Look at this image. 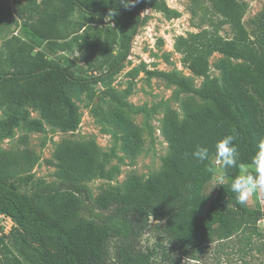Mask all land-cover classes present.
<instances>
[{
  "label": "trees",
  "instance_id": "1",
  "mask_svg": "<svg viewBox=\"0 0 264 264\" xmlns=\"http://www.w3.org/2000/svg\"><path fill=\"white\" fill-rule=\"evenodd\" d=\"M36 0L31 3H36ZM59 6L29 19L24 35L11 34L0 51V109L6 132L22 119L29 129L42 130L43 122L63 131L79 122L70 89L85 91L101 123L119 141L124 157L134 160L144 147V128L134 121L130 105L113 89L96 91L94 85L119 72L130 53L131 42L143 22L140 10L150 7L174 18L180 12L165 0H137L125 8L120 0H41ZM206 12L208 5L218 18L208 27L178 35L174 49L181 60L202 78L198 87L175 71H151L175 86L181 113L168 105L162 113L160 132L167 143L161 167L146 177L134 172L120 185H109L93 200L99 209L91 216L87 183L95 178L113 180L119 164L108 165L115 149L104 151L94 139H61L53 151L58 182L36 180L27 184L39 155L26 146L0 148V215L13 225L7 240L0 236V264H110L114 241L116 264H152L153 250L138 246V237L150 217L164 220L170 244L182 254L204 245L212 237L227 238L262 220L261 209L241 205L229 183L243 166L251 170V157L264 136V8L249 29L244 21V0H191ZM34 10V9H33ZM114 12L110 20L105 16ZM10 7L0 0V35L14 22ZM230 28L231 37L221 34ZM42 42L63 52L48 58ZM80 52L82 65L71 67L67 55ZM220 54L213 61L211 57ZM64 59V60H63ZM219 75H212L211 68ZM99 102H106L102 107ZM40 118L31 119L28 108ZM152 131H150V134ZM233 135L239 152L237 166L215 164V143ZM197 146L209 149L203 162L192 156ZM122 159V158H121ZM219 170L225 176L208 200L204 186ZM264 202V193H262Z\"/></svg>",
  "mask_w": 264,
  "mask_h": 264
},
{
  "label": "rangeland",
  "instance_id": "2",
  "mask_svg": "<svg viewBox=\"0 0 264 264\" xmlns=\"http://www.w3.org/2000/svg\"><path fill=\"white\" fill-rule=\"evenodd\" d=\"M10 7L14 16V22L7 33L0 35V51L4 48V40L11 34L24 35L29 19L37 20L40 16L57 8V2L43 3L36 0H3ZM167 5L180 12L178 17L167 18L162 12L150 7L142 8L139 12L144 17L131 42L130 53L119 72L104 81L94 85L98 92L105 88L115 90L125 102L130 105L131 116L136 123L144 128V147L141 153L134 159L124 157L119 149V141L112 134L109 127L103 125L93 110V102L85 91L78 88L70 89L71 100L76 104L79 122L72 131H63L53 128L43 122L42 130L29 129L22 119L13 126L12 131L6 135L5 129L0 123V148L5 150L22 149L24 146L31 148L39 155V161L30 174V181L17 183L21 191H28L32 182L44 180L46 182H58L54 175L55 165L53 151L56 144L65 138L78 141L94 139L98 145L109 152L115 149L116 155L108 161V165L119 164L120 172L113 180L95 178L87 185L91 191V199L88 204L91 210L84 212L85 216H91L99 211L93 205L94 198L109 185H120L128 174L134 172L142 177L157 171L161 167L162 157L167 152V143L160 132V120L163 110L172 106L181 113L180 101L184 95L176 98L175 86L166 82L163 78L151 74V71H175L187 78L194 86L198 87L202 78L195 75L181 60V54L174 49V41L178 35H185L189 31H198L201 27H208L211 20L218 18L217 14L206 5V13L196 7L191 0H165ZM247 2V10L244 15L246 26L255 27L252 21L264 8V0H244ZM34 9V10H33ZM26 23V24H25ZM226 37H231L230 28L225 25L221 31ZM39 48L43 49L48 58H63V52L42 42ZM220 54L215 53L210 61ZM72 61L71 67L82 65L81 54L75 51L67 55ZM64 60V59H63ZM212 75L219 72L211 68ZM105 107L106 102H99ZM31 119L40 118L35 108H28ZM5 117L0 109V122ZM150 131L152 133L150 134ZM26 135V144L20 140ZM122 158V159H121ZM248 169L249 166H243ZM222 174L216 171L210 181L204 186V195L208 200L215 194L217 177ZM210 193L208 194V192ZM250 208L263 207L262 193H255L247 202ZM164 220L150 217L149 225L138 237L137 244L145 251L153 250L152 264H264V222L262 220L252 228L250 224L237 231L230 237L218 238L216 236L208 240L204 245L196 249H189L182 254L174 249H169L170 244L163 230ZM13 223L3 215H0V236L7 240ZM114 241L110 247V264H116L114 258Z\"/></svg>",
  "mask_w": 264,
  "mask_h": 264
},
{
  "label": "clouds",
  "instance_id": "3",
  "mask_svg": "<svg viewBox=\"0 0 264 264\" xmlns=\"http://www.w3.org/2000/svg\"><path fill=\"white\" fill-rule=\"evenodd\" d=\"M125 8L134 7L137 0H120ZM114 12L105 16V20H110ZM233 135H225L215 143V164L223 169L233 168L237 166L239 152L234 143ZM198 161L203 162L209 158V149L203 146H197L192 153ZM251 170L243 169L239 175L231 179L229 187L235 194L236 201L245 205L253 194L259 192L264 193V136L257 143V149L251 157ZM217 183L213 185L210 191L218 185L224 186L225 176L220 174L217 177ZM208 192V194L210 193Z\"/></svg>",
  "mask_w": 264,
  "mask_h": 264
}]
</instances>
